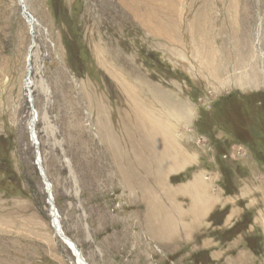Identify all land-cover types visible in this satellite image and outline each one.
<instances>
[{
  "label": "rangeland",
  "instance_id": "obj_1",
  "mask_svg": "<svg viewBox=\"0 0 264 264\" xmlns=\"http://www.w3.org/2000/svg\"><path fill=\"white\" fill-rule=\"evenodd\" d=\"M215 164L264 198V0H0V264H78L59 233L88 264H206L181 185Z\"/></svg>",
  "mask_w": 264,
  "mask_h": 264
},
{
  "label": "crops",
  "instance_id": "obj_2",
  "mask_svg": "<svg viewBox=\"0 0 264 264\" xmlns=\"http://www.w3.org/2000/svg\"><path fill=\"white\" fill-rule=\"evenodd\" d=\"M198 152V149L192 148L190 153L188 150L184 151L183 157L176 155L172 160L173 164L166 167L167 173L163 175V179L171 171L178 174L197 167ZM210 159L214 160V157L211 156ZM158 161L161 163V160ZM222 177L215 164L211 170L200 168L192 171L182 182L184 216L181 219L184 241L191 242L196 238L194 251L205 256L206 264H264V213L259 207L264 198L254 197L247 188L238 190L236 195L226 194ZM253 189L260 191L259 188ZM237 200H243V205L238 207ZM250 210V221L240 227V231L229 232ZM216 211H223V215L220 220L214 221L215 216L212 218L211 215ZM209 230L213 232L210 233ZM247 241L255 243L256 247H248Z\"/></svg>",
  "mask_w": 264,
  "mask_h": 264
},
{
  "label": "water",
  "instance_id": "obj_3",
  "mask_svg": "<svg viewBox=\"0 0 264 264\" xmlns=\"http://www.w3.org/2000/svg\"><path fill=\"white\" fill-rule=\"evenodd\" d=\"M25 86H26V83H25ZM28 100L31 101L30 96L28 97ZM32 139H33V136H32ZM38 157L39 156H38V153H37V157L35 159V164L37 166V169H38V172H39L40 176L42 177V180H43L44 184L46 185V191H47V195H48V197H47V203L50 206V208L52 209V207H51V205H52V198H51L50 191H49V185H48L47 180L45 178V175H44V172L42 170V167L40 166V160H39ZM59 235L61 236V239L64 238L60 233H59ZM72 245L74 246V248H76L73 243H72Z\"/></svg>",
  "mask_w": 264,
  "mask_h": 264
},
{
  "label": "bare ground",
  "instance_id": "obj_4",
  "mask_svg": "<svg viewBox=\"0 0 264 264\" xmlns=\"http://www.w3.org/2000/svg\"><path fill=\"white\" fill-rule=\"evenodd\" d=\"M164 30V29H163ZM28 58V56H27ZM27 84V82H26ZM25 86V83H24ZM28 85H26L25 87H27ZM132 113V111H131ZM135 114V113H134ZM141 115V114H140ZM140 118V117H139ZM31 125V124H30ZM146 126V125H145ZM148 128V127H147ZM149 129V128H148ZM152 130V128H151ZM156 133V132H155ZM155 135V134H154ZM161 136V135H160ZM161 146V145H159ZM164 151V150H163ZM57 228V227H56ZM64 238L62 239L64 241V243L66 244V246L74 253V255L77 257V262L78 264H88L87 262H85V260L81 257V255L78 253L77 249L74 248V246L72 245V241L69 240L68 238H66L65 236H63ZM72 242V243H71ZM74 244V243H73Z\"/></svg>",
  "mask_w": 264,
  "mask_h": 264
},
{
  "label": "trees",
  "instance_id": "obj_5",
  "mask_svg": "<svg viewBox=\"0 0 264 264\" xmlns=\"http://www.w3.org/2000/svg\"><path fill=\"white\" fill-rule=\"evenodd\" d=\"M224 187V186H223ZM224 189H225V187H224ZM225 191H226V189H225ZM223 211H217L216 213H214L213 215H215V214H217V213H222ZM233 230V229H232ZM230 232V231H229ZM202 253L201 252H199V255H201ZM203 258H205V256L203 255Z\"/></svg>",
  "mask_w": 264,
  "mask_h": 264
},
{
  "label": "built area",
  "instance_id": "obj_6",
  "mask_svg": "<svg viewBox=\"0 0 264 264\" xmlns=\"http://www.w3.org/2000/svg\"><path fill=\"white\" fill-rule=\"evenodd\" d=\"M199 143V141H197V144ZM207 150H208V147H207ZM228 157H230L229 155H228Z\"/></svg>",
  "mask_w": 264,
  "mask_h": 264
}]
</instances>
